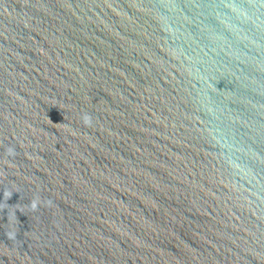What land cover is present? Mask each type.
<instances>
[{
  "label": "water",
  "instance_id": "1",
  "mask_svg": "<svg viewBox=\"0 0 264 264\" xmlns=\"http://www.w3.org/2000/svg\"><path fill=\"white\" fill-rule=\"evenodd\" d=\"M0 264H264V0H0Z\"/></svg>",
  "mask_w": 264,
  "mask_h": 264
},
{
  "label": "clouds",
  "instance_id": "2",
  "mask_svg": "<svg viewBox=\"0 0 264 264\" xmlns=\"http://www.w3.org/2000/svg\"><path fill=\"white\" fill-rule=\"evenodd\" d=\"M86 120H87V117H86Z\"/></svg>",
  "mask_w": 264,
  "mask_h": 264
}]
</instances>
